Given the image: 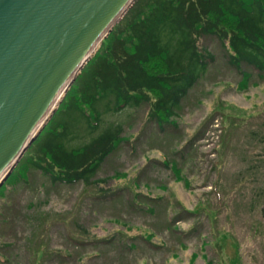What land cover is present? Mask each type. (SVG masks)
<instances>
[{"label": "rangeland", "instance_id": "1", "mask_svg": "<svg viewBox=\"0 0 264 264\" xmlns=\"http://www.w3.org/2000/svg\"><path fill=\"white\" fill-rule=\"evenodd\" d=\"M199 46L215 59L175 123L147 103L106 114L126 137L93 181L6 178L0 264H264V72L216 34Z\"/></svg>", "mask_w": 264, "mask_h": 264}, {"label": "trees", "instance_id": "2", "mask_svg": "<svg viewBox=\"0 0 264 264\" xmlns=\"http://www.w3.org/2000/svg\"><path fill=\"white\" fill-rule=\"evenodd\" d=\"M209 33L240 72L249 74L245 64L264 72V0H135L5 182L26 178L30 168L53 182L93 181L126 137L124 123L106 114L129 106L147 103L161 128L175 123L171 117L215 59L199 46Z\"/></svg>", "mask_w": 264, "mask_h": 264}, {"label": "water", "instance_id": "3", "mask_svg": "<svg viewBox=\"0 0 264 264\" xmlns=\"http://www.w3.org/2000/svg\"><path fill=\"white\" fill-rule=\"evenodd\" d=\"M135 0H0V185Z\"/></svg>", "mask_w": 264, "mask_h": 264}]
</instances>
